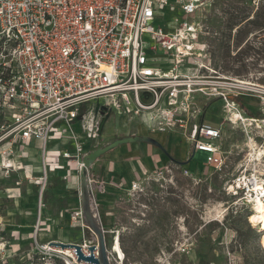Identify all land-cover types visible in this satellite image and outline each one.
Returning a JSON list of instances; mask_svg holds the SVG:
<instances>
[{
  "label": "built area",
  "instance_id": "1",
  "mask_svg": "<svg viewBox=\"0 0 264 264\" xmlns=\"http://www.w3.org/2000/svg\"><path fill=\"white\" fill-rule=\"evenodd\" d=\"M208 5V0H0V149L11 157L40 144L38 166L25 173L38 195L35 237L51 177L81 199L85 171L97 213L95 181L83 157L107 111L138 121L151 134L177 143L183 138L190 161L202 155L204 165L216 171L227 157L220 149L222 130L205 120L211 101H222L220 123L249 122L264 130V119L243 113L246 85L214 69L209 46L200 42L210 34L201 13ZM169 14L175 18L164 28L155 26ZM158 48L168 58L146 55ZM239 173L222 192L244 206L264 201V181L242 167ZM141 184L131 182L130 190L143 191ZM70 225L87 229L81 205L71 212ZM35 237L40 263L88 264L78 262L74 250ZM94 243L79 244L84 256Z\"/></svg>",
  "mask_w": 264,
  "mask_h": 264
},
{
  "label": "rangeland",
  "instance_id": "2",
  "mask_svg": "<svg viewBox=\"0 0 264 264\" xmlns=\"http://www.w3.org/2000/svg\"><path fill=\"white\" fill-rule=\"evenodd\" d=\"M208 1L209 5L201 13L210 34L203 36L200 42L207 44L210 52L215 50L221 60L229 47L232 64H219L221 67L217 71L232 80L246 83L245 101L248 105L244 107L245 117L264 119V0ZM174 18V15H166L164 19L156 20L155 26L164 28V24ZM244 18L252 23L240 25ZM260 23L263 24L262 33H259ZM230 26L246 28L249 39L246 69L241 64L244 48L240 50L239 29L231 34L235 41L228 44L225 30ZM157 50V53L146 50V55L168 58L160 48ZM221 112L222 101L213 100L205 115L206 121L222 130L220 149L227 160L221 171L205 166L202 155L190 161L183 138L179 137L177 143L176 139L164 140L162 136H155L163 143L159 144L166 152L160 149L158 152L167 163L160 170L162 175H155L158 170L149 167L148 173L139 180L143 191L132 192L129 183L123 187L125 190H115L110 211L98 207L97 215L111 264H264L262 233L248 224L251 206H244L238 198L222 192L223 186L240 176L242 166L251 164L248 160L253 158L247 147V136L264 151V130L257 131L252 126L245 132L241 125L220 123ZM107 122L111 124V131L115 128L121 130L126 134L124 137L141 131L153 135L138 121L128 122L113 112ZM97 145L98 140L92 141L88 151ZM127 147L142 146L133 143ZM39 150L38 142L34 148L22 150L23 154L16 151L11 157L0 149V264H39L34 242L38 195L34 184L25 179V173L34 172L39 164ZM261 161L263 165L264 155ZM184 170L190 175L184 176ZM247 174L255 173L248 169ZM256 176L264 181V176ZM94 181L97 184L96 179ZM42 201L45 211L41 221L44 224L50 220L51 228H40L35 237L38 243L95 242L88 229L70 225V214L81 205V199L77 193L67 190L65 182L49 179ZM216 209L222 210L220 218L211 217Z\"/></svg>",
  "mask_w": 264,
  "mask_h": 264
},
{
  "label": "crops",
  "instance_id": "3",
  "mask_svg": "<svg viewBox=\"0 0 264 264\" xmlns=\"http://www.w3.org/2000/svg\"><path fill=\"white\" fill-rule=\"evenodd\" d=\"M242 100L244 103L242 104L247 106L248 104L245 101V97L242 98ZM243 113L246 115L245 108H243ZM106 126L107 128L105 129ZM110 127L111 124L109 125L108 122H106L104 126L105 132L102 133L101 138L98 141V145H102L101 147L109 144L110 141L112 142L113 140L122 138L126 135L116 128L111 131V129H109ZM136 136L150 137L162 145L163 143L157 140L155 136H162L164 140L172 139L162 134L146 135L142 131L139 133L137 132ZM139 145L142 147H127V145L119 146L100 157L91 167V176L96 179L97 182L94 191L95 202L99 208H106L107 211H110V205H112L115 200V197L113 196L116 192L115 190H125V188H123L125 185H129V183L133 181H139L148 173L147 168H155L158 170L156 173H158L161 172V169H164L167 166L166 159L162 158L158 153L159 149L157 147L145 143H139ZM177 146L179 147V145ZM88 152L89 151H87V153ZM52 179L58 178L51 177V180ZM128 187L126 189H128ZM45 227L51 228L50 220L44 222L42 228L44 229Z\"/></svg>",
  "mask_w": 264,
  "mask_h": 264
},
{
  "label": "water",
  "instance_id": "4",
  "mask_svg": "<svg viewBox=\"0 0 264 264\" xmlns=\"http://www.w3.org/2000/svg\"><path fill=\"white\" fill-rule=\"evenodd\" d=\"M110 115L111 112L107 111L106 115L101 119L98 125V130H97L98 141L101 138L102 131ZM133 143H145V144L153 145L166 154L163 147L154 139L145 136L141 137V136L133 135L131 137H122L115 139L103 147L97 145V147L94 150L86 153L85 156L83 157L84 166L87 170H90V168L94 165V163L106 153L110 152L111 150L119 146L133 144ZM92 195H94L93 192ZM81 210H82L84 223L87 229L95 237V243L87 247L89 256L88 257L84 256L81 252V245L76 243L73 244L50 243V245L60 247L61 249L74 250L78 262H84L88 264H111V260L109 258V254L105 245L104 231L99 222L98 215L92 206L89 190L87 188L85 171L83 172L81 177ZM95 252L97 254L96 258L93 256Z\"/></svg>",
  "mask_w": 264,
  "mask_h": 264
},
{
  "label": "bare ground",
  "instance_id": "5",
  "mask_svg": "<svg viewBox=\"0 0 264 264\" xmlns=\"http://www.w3.org/2000/svg\"><path fill=\"white\" fill-rule=\"evenodd\" d=\"M243 83L246 85L245 82ZM236 118L238 117L236 116ZM250 126L251 124L249 122L246 123L245 127H243L244 131L247 132L248 127ZM246 138H247V147L249 148V152H250L249 154L253 159L249 162L251 164H246L245 166H242V168H246L245 169L246 171H248V169H251L253 170V173H256L259 176H264V166H263L264 164L262 165L260 163L262 156L264 155V151H262L261 148H258L250 137L247 136ZM253 185H254V189H257L256 188V186H258L257 181L254 180ZM251 209H252V213L249 215L248 224H250L253 228H256V230L259 233H262L260 240L264 248V201L258 199L254 200L253 204L251 205ZM221 216H222L221 209L214 210V214L212 213L211 215V217L213 218H220Z\"/></svg>",
  "mask_w": 264,
  "mask_h": 264
},
{
  "label": "flooded vegetation",
  "instance_id": "6",
  "mask_svg": "<svg viewBox=\"0 0 264 264\" xmlns=\"http://www.w3.org/2000/svg\"><path fill=\"white\" fill-rule=\"evenodd\" d=\"M249 19H245L243 22H242V25H246L248 23ZM237 29L238 28H234V29H228V30H225V33H226V37H227V40H228V44L232 43L233 41H235V39L233 37H231V34L232 33H237ZM240 33H237V35L240 36V41H241V47H240V50H242L244 48V53L241 55L242 56V60H241V64L244 66V68L246 69V63H247V51H246V48H247V44H248V37H247V34L245 33L246 31V28H242V29H239ZM263 32V27H260L259 28V33H262ZM236 35V37H237ZM260 37L263 36V34H258ZM231 37V38H230ZM231 55H232V52L229 51V47L224 51V53L222 54V57H223V60L219 59L218 58V55L216 54V51L213 50L212 51V56H211V60H212V65L214 67V69H216L217 67L220 69V65H231L232 62V58H231Z\"/></svg>",
  "mask_w": 264,
  "mask_h": 264
},
{
  "label": "trees",
  "instance_id": "7",
  "mask_svg": "<svg viewBox=\"0 0 264 264\" xmlns=\"http://www.w3.org/2000/svg\"><path fill=\"white\" fill-rule=\"evenodd\" d=\"M242 15V14H241ZM246 18H244V20H245ZM244 20H242L241 21V23H240V25L242 24V22L244 21ZM249 22H251V21H248V23ZM247 23V24H248ZM252 23V22H251ZM259 26H262L263 27V24L262 23H260L259 24ZM234 28H236V27H232V26H230V28L229 29H234ZM239 29V28H238ZM240 33V32H239ZM210 55L212 56V51L210 52ZM211 62H212V60H211ZM217 69H218V67H217ZM38 260V259H37ZM39 264H64V262H62V261H60V260H56V259H52V260H49V261H47V262H45V263H40L39 262Z\"/></svg>",
  "mask_w": 264,
  "mask_h": 264
}]
</instances>
